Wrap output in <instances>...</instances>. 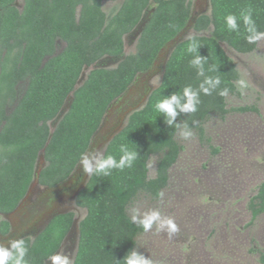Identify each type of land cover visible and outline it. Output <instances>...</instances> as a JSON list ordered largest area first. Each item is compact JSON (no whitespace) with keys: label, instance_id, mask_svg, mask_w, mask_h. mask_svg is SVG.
Instances as JSON below:
<instances>
[{"label":"trees","instance_id":"1","mask_svg":"<svg viewBox=\"0 0 264 264\" xmlns=\"http://www.w3.org/2000/svg\"><path fill=\"white\" fill-rule=\"evenodd\" d=\"M103 1L22 0L19 7L17 0H0V234L9 232L10 223L1 216L25 198L42 148L45 165L37 176L38 186L54 192L76 172L80 176L77 167L82 156L99 138H107L108 134H94L112 104L153 71L162 49L185 27L197 32L198 54L207 63L204 76H198V69L190 64L193 54L187 52L188 37L173 48L167 60L163 56L160 84L141 108L129 114L100 157L119 159L121 147L128 146L138 153L136 160L123 170L111 169L107 176L89 175L76 194V206L86 213L79 221L72 264H123V256L134 251L136 237L145 232L132 221L129 207L141 194L160 197L182 150L180 133L190 131L204 137V125L211 117L257 111L254 105L227 107V96L238 94L239 72L222 43L243 54L256 48L257 42L246 41L241 20L239 31L232 32L224 17H239L242 10L251 8L258 31L264 32V0H209V12L198 14L189 26L191 0H122L109 19ZM146 10L150 13L135 50L125 54V36L140 24ZM122 55L115 66L90 70L77 86L85 66ZM213 66L216 71L209 72ZM205 76H219L221 81L209 95L199 91ZM185 86L198 93L197 111L178 112L170 127L154 105ZM224 88L228 94L219 95ZM70 94L68 110L52 124ZM151 156L157 158L154 177L148 175ZM248 209L252 218L264 211V181L249 199ZM74 217L72 211L56 214L36 236L20 238L28 248L27 264L50 260ZM258 260L264 264V250L259 251Z\"/></svg>","mask_w":264,"mask_h":264},{"label":"rangeland","instance_id":"2","mask_svg":"<svg viewBox=\"0 0 264 264\" xmlns=\"http://www.w3.org/2000/svg\"><path fill=\"white\" fill-rule=\"evenodd\" d=\"M191 1L194 3V0ZM120 3L121 0L103 1L102 8L107 19L116 12ZM16 4L21 7L22 0H17ZM209 9L207 7L206 11L209 12ZM194 34L197 32L188 28L183 37ZM128 38L125 36L126 54L135 50L132 35ZM223 48L235 62L239 80H244L246 84L243 89L237 84L238 94L227 96V107L254 105L257 111H230L223 119L211 117L204 125V137L192 132L191 137L184 139L181 132L178 142L182 150L169 171L168 184L161 190L160 197L154 199L141 194L131 204V217L134 210L138 219L152 211L160 213L152 228L136 237L134 248L153 264H261L258 259L259 251L264 250V211L252 218L248 202L258 184L264 181V39L246 54L238 53L226 44ZM116 61V57L105 58L101 59L100 65L112 67ZM163 64L161 57L150 74H144L136 81L133 87L137 88L132 93L125 94L112 104L114 108L104 118L100 135H104L105 129H112L119 115L141 95L143 88L158 86ZM144 104L145 101L131 111ZM125 122L123 120L121 125ZM99 139L88 156L93 163L103 147L99 145L102 142ZM156 160V156L148 159L149 177L156 175ZM75 174L67 182L72 190L78 176L77 172ZM42 189L44 187L35 186L32 190L33 199L38 197L40 201L35 206L37 211L31 212L35 208L26 206L23 212L30 216L31 222L51 202L47 196L39 195ZM48 194L55 206L44 216L41 215L42 218L40 216L42 221L49 213L59 210H70L77 219L85 215L86 210L76 206L72 198L61 196L56 200L55 191ZM165 219H171L176 224L178 231L175 234H170L166 227L161 226ZM32 234L26 236L32 237ZM75 242L76 236L70 237L58 252L67 256L70 262Z\"/></svg>","mask_w":264,"mask_h":264},{"label":"clouds","instance_id":"3","mask_svg":"<svg viewBox=\"0 0 264 264\" xmlns=\"http://www.w3.org/2000/svg\"><path fill=\"white\" fill-rule=\"evenodd\" d=\"M238 19L242 21L245 32L247 33L245 39L250 44H255L256 42L264 39V32L258 31L255 20L253 19V12L251 8H247L240 12L239 17L234 14H228L224 17L227 28L229 31L238 32L239 25ZM190 43L187 47V52L193 54V58L190 61L192 66H195L198 71V76H204L205 64L207 63V58L201 57L198 54V48L200 47V42L197 40L195 35H190L188 37ZM209 72L216 71V67H210ZM219 76H205L203 81L199 85V91L205 95H209L211 90L216 88L220 84ZM238 86L243 89L246 87L244 80L237 81ZM228 94V89L224 88L219 92V95L226 96ZM181 97L184 98V102H181ZM198 93L191 86H185L180 93L171 94L168 97H162L159 99L155 105L154 109L156 112L160 113L165 118V123L170 127L173 126V121L175 120L178 112L192 113L197 111V104L199 103ZM186 127V125H185ZM184 139L191 137L192 132L182 131L181 133ZM122 155L117 159L113 155H105L102 158L90 161L86 156H82L80 162L83 167V171L89 175H110L111 169L123 170L130 167L136 160L138 153L134 150H130L128 146H122ZM160 218V213L158 211H152L143 216L142 219H138L135 214L132 215V221L139 223L145 232L149 231L153 223ZM163 227H166L170 234H175L178 229L176 224L171 219H165L162 221ZM28 252V248L23 239L13 240L9 242L8 247L0 244V264H27L25 259ZM52 264H71L70 259L61 254L57 253L50 257ZM123 264H153V261L149 258L144 257L142 254L136 251L127 252L121 259Z\"/></svg>","mask_w":264,"mask_h":264},{"label":"flooded vegetation","instance_id":"4","mask_svg":"<svg viewBox=\"0 0 264 264\" xmlns=\"http://www.w3.org/2000/svg\"><path fill=\"white\" fill-rule=\"evenodd\" d=\"M104 1H108V0H104ZM117 1V0H116ZM207 7L209 8V0H194V3L192 2V16L196 13V14H201V13H208L206 11ZM118 10V9H117ZM116 10V11H117ZM149 11L147 12L146 10V14L145 16L143 17L142 21L143 20H146V18L148 17L149 15ZM141 21V22H142ZM140 22V23H141ZM138 27V26H137ZM188 29V28H187ZM192 29V28H190ZM210 29V28H209ZM137 29L135 28L130 34L132 35V40H133V43H136V40L138 38V35L137 34ZM128 34V35H130ZM128 35L127 38H128ZM130 38V37H129ZM128 38V39H129ZM131 39V38H130ZM131 40V41H132ZM132 43V42H131ZM166 51H162L161 52V55L160 57H163L165 55ZM107 58V57H105ZM104 58V59H105ZM158 60L156 61L155 64H157ZM134 85H132L130 87V89L128 90L127 94L129 93H132V91L134 89H136L137 87H133ZM148 89H151L147 86V88H143V91L141 92V95L139 97H137V99L135 100H132V103L131 105H128L127 108L123 111V114L122 115H119L118 117V120L116 121V123L114 124L115 127H118L120 126L122 123H123V120H126L125 117H126V114L127 116L129 115V112L134 109V107L140 105L142 102H144L146 96L148 95ZM114 107H111L110 108V111L113 110ZM107 115V114H106ZM106 117V116H105ZM104 117V118H105ZM127 118V117H126ZM105 122H102V124H104ZM104 135H106L104 133ZM108 136V135H107ZM105 140V139H104ZM103 141V140H102ZM179 156V155H178ZM178 158V157H177ZM177 161V160H176ZM175 164V163H174ZM81 166L80 168H77V171H79V175L80 176H77L76 178V182L73 184V190H72V187L69 186V184L65 183L63 184L62 186H60L59 188H57L55 190V193H56V200L61 197V196H64L65 198H68V199H71L73 197V194H75V192L78 190L84 185L85 183V176H86V173L83 171V172H80L81 170ZM67 185V186H66ZM64 186H66L64 188ZM69 187V188H68ZM75 190V191H74ZM74 191V192H72ZM41 193L39 195H42L43 197H46L48 198V201H51L48 203V205L44 208V210L40 213V215L34 217L32 220L34 222H31L30 221V216L28 214H24L23 212L25 211V207L27 206H33L35 208V206H38L39 205V199L37 198H34L33 199V192H30L28 197L24 198L20 203L19 205L10 213L8 214H5V215H2L4 216L5 219H7L10 223V229H9V232L6 233V234H0V244H3L5 247H8L9 245V242L10 241H13V240H18L20 238H23V237H26V234H32V237L36 234L35 231L38 230V226L39 224H41V221L42 219H40V216L41 215H45L50 209H52L55 205H54V200L52 201V199H50V195L48 194V192H52V190L44 187V189H42V191H40ZM68 195H67V194ZM30 194H32V196L30 197ZM67 195V196H65ZM41 196V197H42ZM62 198V197H61ZM51 204V205H50ZM31 212H34V211H37V208H35V210H30ZM21 216L23 218H21ZM36 218V219H35ZM42 218V216H41ZM35 219V220H34ZM35 233V234H34Z\"/></svg>","mask_w":264,"mask_h":264},{"label":"water","instance_id":"5","mask_svg":"<svg viewBox=\"0 0 264 264\" xmlns=\"http://www.w3.org/2000/svg\"><path fill=\"white\" fill-rule=\"evenodd\" d=\"M121 2H122V0H121ZM120 4H121V3H120ZM197 15H198V14L195 13V14L191 17V19L189 20V22H188V24H187L186 26H189V25L195 20V18H196ZM109 18H110V17H109ZM109 18H108V19H109ZM146 22H147V18H146V20H143V21L138 25V27H136V29H137V31H136L137 34H139V33L141 32V30H142V28H143V26L145 25ZM186 29H187V27H185V28H184L180 33H178V34H177L172 40H170V42L167 44L166 48L162 49V51H166V52H167V54H166V59H165V60H167V58H168V56L170 55V53H171V51L173 50V48H174L179 42H181V41H183L184 39H186V37H183V34H184V32H185ZM223 44H224V43H222V45H223ZM124 52H125V51H124ZM125 54H126V53H125ZM160 55H161V53L159 54V56H160ZM107 58H115V57H107ZM116 58H117V61H116L115 63L117 64L121 59L124 58V55H122V56H118V57H116ZM156 61H157V60H156ZM156 61H155V63H156ZM100 62H101V59H100L99 61L93 63V64L90 65V66H85V67H84V69H83V71H82V73H81V76H80V78H79L78 81H77V86H79V85H80V84L86 79L87 73H88L90 70H92V69H94V68L102 67V66L100 65ZM163 70H164V67H163ZM163 70H162V74H163ZM159 84H160V83H159ZM159 84H158V85H159ZM156 87H157V86H156ZM156 87L152 88V89L149 91L148 95L146 96V98H145V100H144L145 103H146V101H147V99H148L149 94H150V93H151ZM71 100H72V94H70V95L66 98V100H65V102H64V104H63V106H62V108L60 109V112L58 113V115L56 116V119L54 120V122H52V124L55 125L56 122H57V121H58V120L64 115V113L68 110V108H69V106H70V103H71ZM132 112H133V111H131L130 113H132ZM130 113H129V114H130ZM128 116H129V115H128ZM128 116H127V117H128ZM126 122H127V118H126ZM126 122H125V124H126ZM125 124H124V125H125ZM124 125H120V126H118V127L113 126L112 129H105V134H108V136H107V138H106L105 140H103V141L99 144V145H102V146H103L99 158L102 156V154H103V152H104V150H105V147H106V145L108 144V142L111 140V138H112L117 132H119V131L123 128ZM103 127H104V125L101 124L100 127L98 128V130L95 132L94 135H97L98 133H100V132L103 130ZM51 130H52V129H51ZM43 153H44V148H42V150L39 152L38 159H37L36 166H35L34 178H33V180H32V183H31V185H30V188H29L28 193L26 194L25 198L28 197V195H29L30 192H33V191H32V190H33V187H35V186L38 187L37 176H38V174H39L41 168L45 165V160H44ZM90 153H91L90 150H88V151L85 153L84 156H86V157L88 158V156L90 155ZM99 158H98V159H99ZM80 166H81V162H79L77 168H80ZM88 177H89V174H86V177H85V183H86V181L88 180ZM85 183H84V184H85ZM83 186H84V185H83ZM83 186H82V187H83ZM76 194H77V193H76ZM75 197H76V195H74V196L72 197L73 201H75ZM69 211H70V210H63V211L59 210V211H54V212L49 213V214L46 216V218L41 222V224L38 226V227H39V230L36 232V234H35L34 236H36L38 233H40V232L45 228V226L48 224V222L50 221V219H51L54 215H56V214H60V213H66V212H69ZM79 221H80V219H77L76 217H74L73 223H72V225H71V227H70L68 233H67L66 236L64 237L63 242H62L60 248H59L58 251L55 253V254H57V253L60 251V249H61L63 246L66 245V243L69 241L70 237L76 236V242H75V245H74L73 249L71 250V264H72V262H73V260H74V257H75V255H76V251H77V244H78V237H79ZM34 236H33V237H34ZM55 254H54V255H55ZM49 261H51V259L48 260V261H46L45 264H48Z\"/></svg>","mask_w":264,"mask_h":264}]
</instances>
